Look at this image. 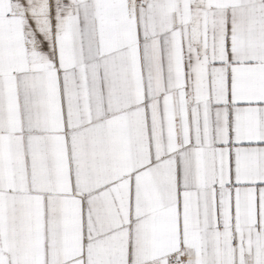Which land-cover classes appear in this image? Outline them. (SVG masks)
<instances>
[{"label":"snow or ice","instance_id":"obj_1","mask_svg":"<svg viewBox=\"0 0 264 264\" xmlns=\"http://www.w3.org/2000/svg\"><path fill=\"white\" fill-rule=\"evenodd\" d=\"M0 264H264V0H0Z\"/></svg>","mask_w":264,"mask_h":264}]
</instances>
